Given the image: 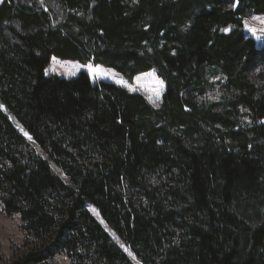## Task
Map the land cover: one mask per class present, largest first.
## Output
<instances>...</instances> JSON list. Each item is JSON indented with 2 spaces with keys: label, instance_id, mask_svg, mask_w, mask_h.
Here are the masks:
<instances>
[{
  "label": "trees",
  "instance_id": "obj_1",
  "mask_svg": "<svg viewBox=\"0 0 264 264\" xmlns=\"http://www.w3.org/2000/svg\"><path fill=\"white\" fill-rule=\"evenodd\" d=\"M253 15L264 0L0 2V205L24 233L0 264H137L116 241L139 264H264ZM52 56L129 82L155 70L162 101L46 76Z\"/></svg>",
  "mask_w": 264,
  "mask_h": 264
},
{
  "label": "rangeland",
  "instance_id": "obj_2",
  "mask_svg": "<svg viewBox=\"0 0 264 264\" xmlns=\"http://www.w3.org/2000/svg\"><path fill=\"white\" fill-rule=\"evenodd\" d=\"M2 1L3 0H0V2ZM254 17L258 19H253ZM261 21H264V15H253L250 18H244L243 20L245 32L248 36L254 39V43L256 44V46H260L262 40L264 39V23H262ZM252 28L256 29L255 33L250 31V29ZM90 68L93 69V71H89ZM45 69L49 70L47 74H45L46 76L54 75L65 79L74 78L80 71H86L88 75H90L92 83L95 84L99 81L112 82L118 86L125 88L129 92L142 94L144 98H146L154 107L159 106L162 101V95L165 91V85H163V81L158 77L155 70H149L147 72L138 74L133 78L131 82H129L121 74H118L110 68H106L101 65H93L91 62L83 65L75 61L61 60L54 56L51 57L50 63ZM0 106L3 110H5L3 104ZM12 121L16 123L17 128L20 130L23 136H25L29 140L28 134H26L24 130L20 128V125L16 122V120L12 118ZM29 141L36 149V151L44 158H46V155L41 151V149L31 140ZM51 165L59 177H61L65 181H68L67 177L58 167L54 166L52 163ZM92 213H94V215L100 221H102L99 218L98 214L95 213L94 209H92ZM22 240H24V233L20 229V219L18 214L6 216L0 205V255L5 259L10 258L13 248L21 245L23 242ZM116 242L119 244V246L122 247V249H124L128 253L133 261L139 264L126 245L122 244L119 241ZM47 264H69V261L64 255H57Z\"/></svg>",
  "mask_w": 264,
  "mask_h": 264
},
{
  "label": "snow or ice",
  "instance_id": "obj_3",
  "mask_svg": "<svg viewBox=\"0 0 264 264\" xmlns=\"http://www.w3.org/2000/svg\"><path fill=\"white\" fill-rule=\"evenodd\" d=\"M253 19H258V18L254 17ZM261 22L264 23V21H261ZM250 31H252L253 33H255L256 32V29L252 28V29H250ZM48 71H49L48 69H45V74H47ZM89 71H93V69L90 68Z\"/></svg>",
  "mask_w": 264,
  "mask_h": 264
}]
</instances>
